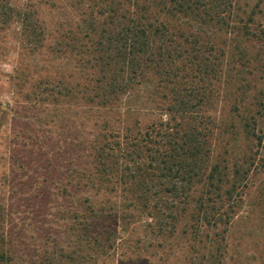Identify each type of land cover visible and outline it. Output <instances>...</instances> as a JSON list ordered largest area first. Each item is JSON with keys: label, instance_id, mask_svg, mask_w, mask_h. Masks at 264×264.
I'll list each match as a JSON object with an SVG mask.
<instances>
[{"label": "trees", "instance_id": "16d2710c", "mask_svg": "<svg viewBox=\"0 0 264 264\" xmlns=\"http://www.w3.org/2000/svg\"><path fill=\"white\" fill-rule=\"evenodd\" d=\"M72 2L81 12L70 25L41 17L31 1L0 5V34L19 23V47L29 56L9 77L16 106H0V264L28 254L13 231L26 223L16 217L25 207L55 216L51 239L40 240L49 234L42 226L34 232L41 264L111 256L126 264L148 248L181 251V264H198L199 253L204 264L222 262L218 239H209L214 246L205 253L200 245L204 229L224 239L257 163L250 147L234 153L238 139L264 143V91L254 78L249 102L242 85L243 69L255 64V77L257 48L264 52V31L250 26L264 0ZM224 34L233 36L220 45ZM43 53L51 57L31 68ZM221 88L233 94V101L223 97L231 120L214 114ZM51 125L67 138L61 154L41 162L37 154L54 147ZM224 135L219 157L215 140ZM141 229L131 244L129 235Z\"/></svg>", "mask_w": 264, "mask_h": 264}, {"label": "rangeland", "instance_id": "374dc122", "mask_svg": "<svg viewBox=\"0 0 264 264\" xmlns=\"http://www.w3.org/2000/svg\"><path fill=\"white\" fill-rule=\"evenodd\" d=\"M5 0H0V5ZM8 2L12 3L13 6H21L25 5L29 1H31L34 5L40 4L38 6L41 10L44 12L41 14V17H45L48 21L54 23L58 19L66 18L68 20L67 24L70 25L72 22L75 24L76 21H79V13L81 10H78L75 6V4L72 2V0H7ZM50 2H59L57 7H53L48 10V6L50 5ZM254 2H252L253 4ZM252 4H249L248 6H244V9L249 10L252 6ZM44 5V6H43ZM49 14V17L47 16ZM73 20V21H71ZM65 22V21H64ZM250 26L253 31L255 32H262L264 31V3L261 4L260 9H257L256 14L254 15L253 21L250 23ZM4 35V36H3ZM222 40L218 38L217 42L221 45V41L225 40L227 41V37H232L233 35H220ZM21 41V34H20V25L19 23H12L10 24V27L8 30H5V33L2 32L0 34V106L3 102H9L11 105H15L13 101V97L11 94L12 85L11 81L9 79L10 75L13 73L14 67H16V64H18V61L23 56H28V54L19 47V42ZM241 41V47H243L244 39H240L239 43ZM261 51H259V57L260 59H264V52L262 48H257ZM261 53V54H260ZM44 59L46 57L50 58L51 55L48 53H43L35 56L33 58V62L31 64L29 63V60H27V65L31 68L35 69V65L40 64L41 62L44 63L40 56ZM29 57V56H28ZM38 59V61H37ZM54 60V59H53ZM53 60L52 63L54 62ZM255 66H258V70H256L255 77L252 76V73L254 67L252 65H255L252 63L250 68H245L243 71H245L243 75L242 85L247 86L245 90V100L252 101L250 99V95L252 93L251 90V84L254 82L258 88L262 89L264 91V60L261 61ZM61 62V65H64L63 60H59ZM59 65V64H58ZM60 65V66H61ZM228 67V66H227ZM152 75H149L151 79ZM250 87V88H249ZM235 88V87H234ZM233 88V89H234ZM222 89V88H221ZM232 89V91H233ZM223 97H226L227 100L233 101V94H230L229 96L223 92H221L220 101L217 104L215 108L214 114L216 117H222L225 118V120H228L230 116L232 115V112L230 111V106L226 102ZM16 106V105H15ZM25 112H22L24 114ZM28 116H32L34 114H26ZM36 115V113H35ZM23 122V121H22ZM66 122V121H65ZM64 124V122H63ZM62 124V125H63ZM37 125V124H36ZM38 126V125H37ZM47 135L52 136L51 144H54V147L46 148L45 151L42 152V154H37L36 160L41 157V162H44V158L50 154V152L54 154H61L62 153V141L64 142L67 138L66 134L59 131H57V125L56 126H50ZM259 127H262L264 131V117H260V123ZM40 131V130H39ZM1 133V131H0ZM73 135H76V129L72 131ZM0 134V138H1ZM228 135H224L222 137H216L215 140V151L214 155H219V157H223V151H224V144L225 139H227ZM0 142L2 143V139H0ZM65 143V142H64ZM238 145L236 146V149L233 148L234 153L236 155H241L244 151L248 150V147L250 149H254L256 151L257 155V163H255V166L253 167L252 171L249 174V178L247 179V184L243 186V198L239 202L238 208L235 209V213L233 215V218L231 219L230 223L227 225L225 232L223 233L224 239L220 240V237L214 236V232L216 230H210V229H204L202 237L206 234V238L203 237V243L200 245L201 252L205 253L209 248H212L214 244L210 243L209 239L213 236L215 239H218L219 243L221 244L220 253L223 257H221L222 262H219V264H264V143L259 146L258 148L251 145L253 144L251 141H246L244 138L238 139L237 141ZM60 147L59 151H56ZM257 149V150H256ZM229 154L230 156H233V151L230 149ZM64 158L70 159V153L65 150V156ZM63 160V158L61 159ZM59 160V161H61ZM2 175V144H0V179ZM199 187V186H198ZM197 191L194 192V195H197ZM49 205V204H48ZM40 210V208H38ZM47 210L39 211V212H33L32 208H21V212L16 215V217H23L27 216L28 219L26 220V223L23 227L19 229V227H16L13 229V231H16V233H21V239H23L20 243L22 247H25L27 249V255H22L21 258H19L20 252H18L17 257L15 260H12L9 263L5 264H41L40 255L38 256L36 251L38 253H41L42 249L39 246L42 241H44V237L49 235V238L51 239L53 235L57 234V231H55V226L51 227V223L55 221L54 214L49 215L45 214ZM51 213V212H50ZM45 214V215H44ZM34 218V219H33ZM16 223L18 225H22L18 220H16ZM36 225V228H35ZM37 226H42L46 231H48L49 234L44 233L42 234V237L39 241L38 239L34 240V232H36ZM50 231V232H49ZM42 231H38V234H40ZM145 231L143 229L139 230L137 233L133 235H129L131 239V244H133L136 240V238L140 235H142ZM217 233V232H215ZM148 235V232L145 233ZM15 235V234H14ZM150 235V234H149ZM47 237V239H49ZM181 242V240H178ZM45 242V241H44ZM43 242V246L45 245ZM35 243V244H34ZM217 243V242H216ZM36 249L35 246L36 245ZM206 247V248H204ZM33 249L35 252H33ZM144 251V250H142ZM168 254V256H166ZM183 252L176 251V252H169L166 250L164 253L155 251L152 248H148L145 250V252H142L141 255H138V258L136 261L130 262L129 260L126 261V264H181L183 257ZM22 254V253H21ZM133 256V255H131ZM198 260L196 261L198 264H204V260L201 259V253L197 256ZM217 263V264H218ZM98 264H120V258L118 260V257L111 256L103 261H100Z\"/></svg>", "mask_w": 264, "mask_h": 264}]
</instances>
